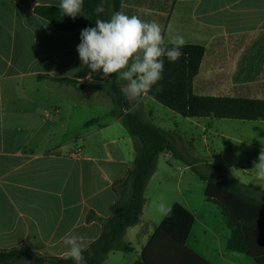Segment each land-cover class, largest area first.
I'll list each match as a JSON object with an SVG mask.
<instances>
[{
  "label": "crops",
  "instance_id": "1",
  "mask_svg": "<svg viewBox=\"0 0 264 264\" xmlns=\"http://www.w3.org/2000/svg\"><path fill=\"white\" fill-rule=\"evenodd\" d=\"M59 2L0 0V250L25 245L34 258L70 259L63 238L75 235L87 246L100 237L104 222L116 209L113 186L132 168L136 149L121 119L110 115L113 103L106 121L77 120L75 111L99 104L103 95L109 98L101 90L107 79L102 80L100 72L92 73L91 81L85 79L90 69L81 67L76 50L81 28L59 31L35 12L39 6L57 7ZM120 11L159 23L166 45L171 37L181 35L185 45L205 47L193 81L196 95L264 100V0H122ZM120 83L123 89L126 82ZM69 88L88 92V99L80 103L60 98L61 89L67 92ZM125 97L128 110L137 109L147 120L161 125L163 115L148 94L139 99ZM205 119L211 123L193 122L201 128L205 143H209L210 132L219 140L231 141L221 146L226 153L241 147L243 162L257 161L264 149V131L258 126L253 133L228 135L214 125L216 118ZM243 122L264 124L261 120ZM169 132L176 134V145L182 152L180 132ZM73 140L74 146L68 147ZM172 159L170 153L160 155L146 187L140 222L124 235V242L133 251L111 252L103 264L142 260L144 249L166 218L157 210L158 201L152 206L156 222L147 218L148 191L154 185L153 191L158 192L164 179L157 176L172 167ZM219 168L226 178L230 174L241 184L252 186L254 197L263 192L256 181H242L238 167L222 164ZM243 173L248 175L252 170L243 169ZM206 201L210 205L183 204L195 216L187 247L211 264H256L253 258V262L237 258L227 249L230 237L226 241L228 252L223 251L222 232L212 230L203 219L205 213L222 215V211ZM198 223L202 230H194Z\"/></svg>",
  "mask_w": 264,
  "mask_h": 264
},
{
  "label": "trees",
  "instance_id": "2",
  "mask_svg": "<svg viewBox=\"0 0 264 264\" xmlns=\"http://www.w3.org/2000/svg\"><path fill=\"white\" fill-rule=\"evenodd\" d=\"M100 2L84 0L81 15L75 20L63 16L55 6H39L35 12L59 31L73 32L79 28L95 27L97 19L107 20L114 12L121 10L122 0H105V12L97 16L94 9ZM181 52L182 56L175 62L164 59L163 79L147 93L150 98L184 118L264 121V100L196 95L193 81L199 74L205 47L188 44L181 48ZM52 79L71 85L82 84L69 78ZM101 90L113 103L110 115L121 119L133 139L136 157L125 178L113 186L117 194L115 212L104 222L100 237L86 246L84 264H103L111 252L133 251V247L123 238L129 227L140 222L146 202V187L163 153H170L174 158L186 162L193 173L207 184L205 196L221 209L224 222L231 232L227 249L253 258L256 264H264V191L257 198L251 192L252 186L241 184L230 174L226 179H220L203 173L196 167L198 161L190 160L177 148L175 133L159 128L137 109L125 113L130 105L115 75L107 78ZM194 224L195 216L176 203L171 215L164 219L144 249L142 260L136 264H211L187 247ZM30 260L35 264H76L71 258H34L25 245L0 250V264H22Z\"/></svg>",
  "mask_w": 264,
  "mask_h": 264
},
{
  "label": "clouds",
  "instance_id": "3",
  "mask_svg": "<svg viewBox=\"0 0 264 264\" xmlns=\"http://www.w3.org/2000/svg\"><path fill=\"white\" fill-rule=\"evenodd\" d=\"M84 0H60L58 9L63 16L75 20L81 15ZM105 0L95 7L99 16L105 12ZM77 52L81 67L90 69L85 77L92 80V73L102 70V80L115 75L126 82L123 91L132 99H139L163 79L164 59L177 61L181 56V48L186 41L183 36L171 37L168 47L165 44L162 26L156 21H144L139 16L127 15L122 11L114 12L109 19H97L95 27H88L80 33ZM239 155V154H237ZM257 179L264 187V149L257 161L253 162ZM157 210L165 217L170 216L171 206L160 203ZM67 248L66 256L76 264H84L83 252L86 245L78 236L63 238Z\"/></svg>",
  "mask_w": 264,
  "mask_h": 264
},
{
  "label": "rangeland",
  "instance_id": "4",
  "mask_svg": "<svg viewBox=\"0 0 264 264\" xmlns=\"http://www.w3.org/2000/svg\"><path fill=\"white\" fill-rule=\"evenodd\" d=\"M125 85V84H124ZM88 92L80 89V88H69L67 92H64L61 89L60 98H70L74 99L77 102L82 103L83 101L88 99ZM152 101V100H151ZM155 106L157 112L163 115V121L161 125L156 123V125L165 131H175L180 132V138L184 144V148L182 153L185 154L186 157L190 158V160H196V167L202 171L203 173L214 176L220 179H226L225 173L220 170V165H232L238 167L239 176L232 171L235 175H237L242 181L251 182L256 181L258 188L264 191V187H261V182L257 179L256 170L253 169V164L243 162L242 156L237 149L232 150L229 153H226L221 149V146L224 142L231 143V141L227 140H219L217 137L213 136L212 133H208L209 143L204 142V134L199 127H195L193 122L202 121L204 123H211L208 121L209 119H189L184 118L175 112L171 111L163 107L162 105L156 103L154 100L152 101ZM112 105V101L107 96L103 95L101 97V101L96 105H87L82 109H78L74 112L77 120H90L92 118H100L103 121H106L108 117V110ZM221 126L222 130L225 134L235 135V133H240L239 135H244L245 133H253L255 131V126H258V129L264 131V124L255 125L251 122H243L237 120H217L215 119L214 125ZM240 124V125H238ZM238 126H242L240 130H238ZM116 135L113 136L115 138ZM67 141L66 140H62ZM62 144V143H61ZM75 144V140L69 142L68 147H73ZM220 144V145H218ZM212 150V151H211ZM239 154V155H237ZM172 167L168 168L165 172L159 173L157 178H162L164 181L161 184V188L158 192L153 191V186L150 187L148 191L149 195V204L147 207V218L152 222H156V218L153 215L152 206L154 202L165 203L168 206H172L176 203L181 205H189L199 207L201 203L208 204L205 197L206 183L201 181L199 177L193 173L188 164L179 159H172L171 161ZM229 163V164H228ZM244 170H252L251 174L244 175ZM214 206V205H211ZM217 208V207H213ZM220 212V209H217ZM200 214L198 213L199 220L201 221ZM146 218V217H145ZM205 219L212 230H217L222 232V249L224 252H228L226 250V241L228 237H230V230L226 226L223 216L219 213L218 215L214 212L207 214L205 213ZM194 230H202L200 223H198L197 227ZM235 254L237 258H243L245 260L252 261V258L241 253L232 252ZM22 264H35L33 260L23 261Z\"/></svg>",
  "mask_w": 264,
  "mask_h": 264
},
{
  "label": "built area",
  "instance_id": "5",
  "mask_svg": "<svg viewBox=\"0 0 264 264\" xmlns=\"http://www.w3.org/2000/svg\"><path fill=\"white\" fill-rule=\"evenodd\" d=\"M125 113H128L129 112V110L128 109H125V111H124Z\"/></svg>",
  "mask_w": 264,
  "mask_h": 264
}]
</instances>
